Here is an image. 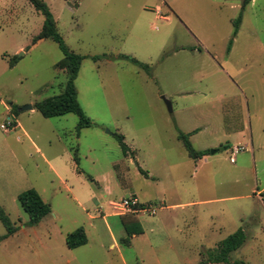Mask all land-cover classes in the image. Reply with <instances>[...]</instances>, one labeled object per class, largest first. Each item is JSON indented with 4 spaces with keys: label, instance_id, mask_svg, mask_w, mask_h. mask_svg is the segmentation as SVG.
<instances>
[{
    "label": "rangeland",
    "instance_id": "1",
    "mask_svg": "<svg viewBox=\"0 0 264 264\" xmlns=\"http://www.w3.org/2000/svg\"><path fill=\"white\" fill-rule=\"evenodd\" d=\"M43 1L84 56L74 84L91 126L77 132L73 113L19 111L59 95L67 74L54 67L63 57L54 41L32 44L43 16L28 0H2L4 50H22L12 69L0 58V125L16 106L20 126L0 128V205L17 227L0 241V264H119L114 242L127 264H197L239 228L246 239L229 260L264 264V0ZM175 127L195 131L189 140L207 155L189 158ZM30 188L50 207L37 226L17 199ZM130 196L156 213L114 206ZM134 221L142 233L121 243L123 222ZM78 227L88 244L68 249L58 230Z\"/></svg>",
    "mask_w": 264,
    "mask_h": 264
},
{
    "label": "trees",
    "instance_id": "2",
    "mask_svg": "<svg viewBox=\"0 0 264 264\" xmlns=\"http://www.w3.org/2000/svg\"><path fill=\"white\" fill-rule=\"evenodd\" d=\"M31 6L35 11L40 13L43 16V23L39 33L33 38L32 44H35L37 41L42 39H51L54 41L59 50L62 52V59L59 60L54 67L58 70L65 71L67 74V80L64 85L63 91L56 96L48 97L43 99L42 101L36 102L33 104V108H35L41 116L44 118H53L57 116H62L68 113H73L78 117L77 123V132L83 128H87L91 126L90 119L84 114L81 109L78 100H77V91L75 88L74 81L76 79L80 64L84 58V56L80 54H76L68 49L65 45L61 35L58 33L56 28V23L52 13L50 12L47 4L43 0H28ZM247 3V2H246ZM245 3V4H246ZM241 20V15L238 16L236 20L233 21V35L236 34L238 24ZM100 57L93 56L91 59L93 61H97ZM123 58L129 60L131 63L140 66L145 72L149 73V66L146 64L139 63L134 58H129L127 56H123ZM18 58L16 56H12L8 60L9 68H12L17 63ZM17 107L13 106L11 117L13 118L12 124L15 125V117L16 112L15 109ZM177 131V139L181 142L187 156L192 160L196 161L201 159L203 156L207 155L209 150H196L192 146L189 136L191 133H183L177 127H175ZM195 131H193L194 133ZM115 137L123 156H127L130 152V148L125 144L124 137L121 134L114 133ZM227 148V145H221L218 150ZM73 160L76 164H78V157L76 155V151L73 153ZM18 202L23 209V211L28 215L29 220L28 224L30 226H34L38 224L45 216L50 213V207L42 200L39 193L33 189H27L18 194ZM0 222L4 226L6 233L0 236V241L5 239L7 236L15 233L17 231V227L13 225L5 210L0 205ZM123 226L125 232L127 234V238H122L120 241L123 244H128V237L132 235H137L142 233V228L138 222L124 223ZM246 234L242 228L237 229L234 233L227 236L224 240L219 242L217 246L213 250H207L202 253L201 259L197 264H208V263H225V264H247L244 261L237 260L230 262L229 254L236 249H238L245 241ZM87 238L82 227H78L72 232L67 233L65 236V243L69 249H74L79 246L86 244Z\"/></svg>",
    "mask_w": 264,
    "mask_h": 264
},
{
    "label": "crops",
    "instance_id": "3",
    "mask_svg": "<svg viewBox=\"0 0 264 264\" xmlns=\"http://www.w3.org/2000/svg\"><path fill=\"white\" fill-rule=\"evenodd\" d=\"M2 0H0V2H1ZM5 35V33H4V31L3 30H0V42L1 43H3V45L2 46H0V58H1V60H2V62H4V64L6 65V68H8L9 69V66H8V60L12 57V55L14 54V53H16L17 51H21L22 50V46H20L19 48H17L16 50H14V52H10V50H4L5 49V47L7 46V45H9L10 44V42H11V37L9 36V37H7V36H4ZM13 68V67H12ZM12 68H10V69H12ZM3 70H5L4 69V67L2 68V71ZM1 104H3L2 103V101H0V105ZM32 108H33V106H32ZM7 115L8 116H11L12 115V113L11 112H9V113H7ZM14 121H15V119H14ZM1 126V125H0ZM12 126L13 127H17V128H19L20 129V126H19V123L18 122H16L15 121V125H13L12 124ZM11 126V127H12ZM1 128V127H0ZM2 129V128H1ZM24 133H26L25 131H24ZM191 134L190 135H192V134H194L193 133V131H191L190 132ZM201 150H207L206 148H202ZM204 157V156H203ZM198 160H200V159H198ZM197 161V160H196ZM134 194V193H133ZM254 195H255V193H254ZM136 197V196H135ZM260 198V197H259ZM261 199V198H260ZM262 200V199H261ZM147 202H150V201H147ZM142 203H144V202H142ZM164 204H165V201H163L162 199L159 201V205H160V207L159 208H163L164 207ZM186 205H188V204H180V207H184V206H186ZM175 206H177V205H172V207H175ZM158 208V207H157ZM45 218V217H44ZM43 218V219H44ZM89 218H91L90 216H89ZM42 219V220H43ZM39 224H41V221L38 223V224H36L35 226H37V225H39ZM83 228V227H82ZM84 229V228H83ZM84 232H85V235H86V238H87V231H86V229H84ZM67 233H69V232H66V233H62L61 231H59L58 230V234L62 237L63 236V238H64V244H65V246H66V243H65V236L67 235ZM132 236H135V235H132ZM121 240V239H120ZM87 244H88V238H87V242H86V244H84V245H82V246H79V247H77V248H74V249H72V250H75V249H80V248H83V247H85V246H87ZM67 247V246H66ZM68 248V247H67ZM110 248H112V249H117V260H118V262H120L119 264H127V261L125 260V258H124V256H123V253H122V251L120 250V248L118 247V245L114 242V243H111L110 244ZM69 249V248H68ZM230 261V260H229ZM108 262H111L110 260H106L105 261V263L107 264ZM230 262H233V261H230ZM66 264H71L72 262L69 260V259H67L66 260V262H65ZM53 264H56V262H53ZM208 264H225V263H208Z\"/></svg>",
    "mask_w": 264,
    "mask_h": 264
},
{
    "label": "built area",
    "instance_id": "4",
    "mask_svg": "<svg viewBox=\"0 0 264 264\" xmlns=\"http://www.w3.org/2000/svg\"><path fill=\"white\" fill-rule=\"evenodd\" d=\"M13 118L11 116H8L6 126L1 125L0 127L2 129H6L7 126H12ZM234 152H237V149L235 148ZM230 161L233 162V158H230ZM258 196L262 198V193H259ZM114 206L118 207V210L123 212H130V213H136V212H145L151 215H154L157 211V207L155 205H145L144 207L141 205L140 201L135 196H130L127 198H124L120 201V203L115 204Z\"/></svg>",
    "mask_w": 264,
    "mask_h": 264
},
{
    "label": "water",
    "instance_id": "5",
    "mask_svg": "<svg viewBox=\"0 0 264 264\" xmlns=\"http://www.w3.org/2000/svg\"><path fill=\"white\" fill-rule=\"evenodd\" d=\"M165 103L167 105L168 111H171V107L168 101L165 100ZM27 109H32V105H26L21 108H19V111L27 110ZM216 150H210V153H214Z\"/></svg>",
    "mask_w": 264,
    "mask_h": 264
}]
</instances>
